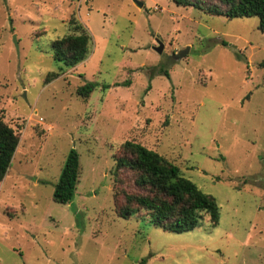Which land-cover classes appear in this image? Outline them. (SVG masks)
<instances>
[{
  "label": "rangeland",
  "instance_id": "rangeland-1",
  "mask_svg": "<svg viewBox=\"0 0 264 264\" xmlns=\"http://www.w3.org/2000/svg\"><path fill=\"white\" fill-rule=\"evenodd\" d=\"M69 19L89 35L74 66L51 55L52 40L75 33ZM49 72L59 75L45 83ZM85 82L95 87L82 99L75 88ZM0 120L18 134L0 181V264H264L256 17L172 0H0ZM125 140L164 156L212 196L217 223L204 217L177 233L143 209L118 217L110 169ZM69 148L79 176L63 204L51 192Z\"/></svg>",
  "mask_w": 264,
  "mask_h": 264
},
{
  "label": "trees",
  "instance_id": "trees-1",
  "mask_svg": "<svg viewBox=\"0 0 264 264\" xmlns=\"http://www.w3.org/2000/svg\"><path fill=\"white\" fill-rule=\"evenodd\" d=\"M176 5L203 9L213 15L227 18L256 17L257 29L264 33V0H172ZM72 30L51 41L52 59L74 66L85 59L89 51V35L73 19ZM166 77L165 70H158ZM59 75L49 72L47 83ZM122 84H127L122 82ZM93 82L76 86L75 92L86 99L94 89ZM18 143V134L0 120V181L5 176ZM112 200L118 217L127 219L135 211L148 212L150 221L165 231L184 232L195 228L206 217L211 226L218 220V207L214 198L200 191L183 177L178 167L156 151L138 142L125 140L112 155ZM79 176L78 153L69 148L53 184V201L68 203L73 197ZM264 201V190L261 195Z\"/></svg>",
  "mask_w": 264,
  "mask_h": 264
},
{
  "label": "water",
  "instance_id": "water-1",
  "mask_svg": "<svg viewBox=\"0 0 264 264\" xmlns=\"http://www.w3.org/2000/svg\"><path fill=\"white\" fill-rule=\"evenodd\" d=\"M135 5H137L138 7H140L142 5L141 2H138V1H134ZM12 40H13V44H14V47H15V50L17 51V42L15 40V35L12 36ZM161 48H162V45L158 42V44L156 46L153 47V49L155 51H157L158 53L161 51ZM186 50H180L178 51V53L174 54V57H181L184 53H185Z\"/></svg>",
  "mask_w": 264,
  "mask_h": 264
}]
</instances>
